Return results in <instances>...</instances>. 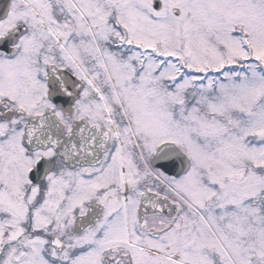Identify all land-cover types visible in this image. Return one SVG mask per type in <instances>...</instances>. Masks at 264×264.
<instances>
[{"label":"snow or ice","instance_id":"6c2138e0","mask_svg":"<svg viewBox=\"0 0 264 264\" xmlns=\"http://www.w3.org/2000/svg\"><path fill=\"white\" fill-rule=\"evenodd\" d=\"M0 264H264V0H0Z\"/></svg>","mask_w":264,"mask_h":264}]
</instances>
